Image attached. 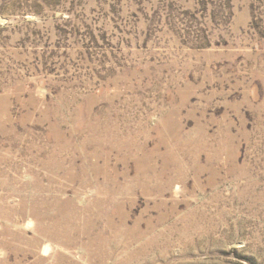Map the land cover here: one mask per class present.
<instances>
[{
    "label": "rangeland",
    "instance_id": "374dc122",
    "mask_svg": "<svg viewBox=\"0 0 264 264\" xmlns=\"http://www.w3.org/2000/svg\"><path fill=\"white\" fill-rule=\"evenodd\" d=\"M0 264H264V0H0Z\"/></svg>",
    "mask_w": 264,
    "mask_h": 264
}]
</instances>
